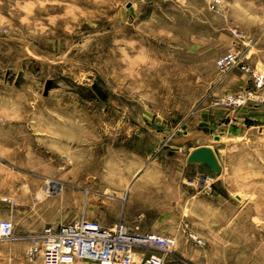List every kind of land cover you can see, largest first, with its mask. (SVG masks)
<instances>
[{"label":"rangeland","instance_id":"374dc122","mask_svg":"<svg viewBox=\"0 0 264 264\" xmlns=\"http://www.w3.org/2000/svg\"><path fill=\"white\" fill-rule=\"evenodd\" d=\"M214 1L0 0V226L15 233L0 264H42L28 252L47 225L145 232L162 211L165 264H264V0ZM185 130L220 172L161 140Z\"/></svg>","mask_w":264,"mask_h":264},{"label":"built area","instance_id":"2783aa9c","mask_svg":"<svg viewBox=\"0 0 264 264\" xmlns=\"http://www.w3.org/2000/svg\"><path fill=\"white\" fill-rule=\"evenodd\" d=\"M221 12L222 0H215L210 6ZM238 63V55L229 51L217 59L222 70L233 68ZM241 69L251 72L252 67L243 64ZM255 97L251 92L229 95V103H244ZM14 227L10 221L0 226V238H14ZM193 238L200 244L203 240ZM176 244L170 235L158 232H139L125 221L105 226L86 215L58 226L47 225L31 237L29 252L31 258L40 257L42 264H76L89 260L99 264H165L166 255Z\"/></svg>","mask_w":264,"mask_h":264},{"label":"crops","instance_id":"0c3cea01","mask_svg":"<svg viewBox=\"0 0 264 264\" xmlns=\"http://www.w3.org/2000/svg\"><path fill=\"white\" fill-rule=\"evenodd\" d=\"M202 131H199V130H185L183 131V133L177 137H174L172 135H164L161 140H164L166 143H168V145L170 147H172V144H175L176 147L178 148V150H186L187 151V157H188V154L193 151L196 147L198 146H203V145H207V146H211L213 147L212 144H210L209 142H205V143H201L199 142L196 138H198L199 136H202ZM196 136V138H193L194 135ZM216 135H219L221 136L222 134H219V133H214L213 136H214V140L215 139V136ZM175 140H178V141H175ZM197 140V141H196ZM170 143V144H169ZM176 148V149H177ZM187 164L192 166L193 164H189L188 161H187ZM146 178H149L150 179V175H139L137 179H133L134 181H145ZM148 180V179H147ZM152 181V180H151ZM147 186L145 185H142V184H133L132 185V191L134 194H138V195H141L143 194L142 192L144 191L143 189H145ZM141 193V194H139ZM144 195V194H143ZM159 196H165V195H159ZM161 215L159 217V221H160V224L159 225H156L154 227H152L151 229H148V231H145V232H142V233H146V232H158V233H162V234H165V235H172L170 233V227L167 224V222H169V220H171V216L169 213L167 212H160ZM126 223H128L127 221H125ZM103 224V223H102ZM129 224V223H128ZM105 225V224H104ZM130 225V224H129ZM105 226H110V225H105ZM133 229H135L136 227L139 228L140 230V226H132L130 225Z\"/></svg>","mask_w":264,"mask_h":264},{"label":"water","instance_id":"95a60500","mask_svg":"<svg viewBox=\"0 0 264 264\" xmlns=\"http://www.w3.org/2000/svg\"><path fill=\"white\" fill-rule=\"evenodd\" d=\"M216 140L220 139L219 135L215 136ZM219 159H221L220 153L211 146L203 145L196 147L188 154L187 161L189 164H205L211 167L216 172L222 170Z\"/></svg>","mask_w":264,"mask_h":264},{"label":"bare ground","instance_id":"6f19581e","mask_svg":"<svg viewBox=\"0 0 264 264\" xmlns=\"http://www.w3.org/2000/svg\"><path fill=\"white\" fill-rule=\"evenodd\" d=\"M179 150H180V149H179ZM219 161H220V159H219ZM52 187H53V188H56V189H59V188H60V185H57V184H56V185H52ZM42 197H43V196H42Z\"/></svg>","mask_w":264,"mask_h":264}]
</instances>
